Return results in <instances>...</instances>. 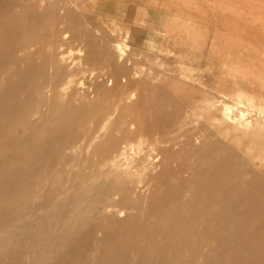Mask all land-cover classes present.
<instances>
[{
  "label": "rangeland",
  "instance_id": "1",
  "mask_svg": "<svg viewBox=\"0 0 264 264\" xmlns=\"http://www.w3.org/2000/svg\"><path fill=\"white\" fill-rule=\"evenodd\" d=\"M263 106L264 0H0V264H264Z\"/></svg>",
  "mask_w": 264,
  "mask_h": 264
},
{
  "label": "bare ground",
  "instance_id": "2",
  "mask_svg": "<svg viewBox=\"0 0 264 264\" xmlns=\"http://www.w3.org/2000/svg\"><path fill=\"white\" fill-rule=\"evenodd\" d=\"M28 42H29V41H28ZM119 46H120V45H119ZM115 48H116V47H115ZM119 49H120V48H119ZM120 51H121V50H120ZM120 53H121V52H120ZM121 54H123V53H121ZM10 55H11V53H10ZM118 55H119V53H118ZM60 57H61V56H60ZM119 57H121V55H119ZM119 57H118V58H119ZM62 58H63V56L61 57V59H62ZM61 61H62V60H61ZM59 62H60V61H59ZM57 63H58V62H57ZM57 63H56V64H57ZM61 64H62V63H61ZM65 64H66V63H65ZM63 66H64V64H63ZM111 76H112V75H111ZM113 76H114V75H113ZM122 78H123V77H122ZM105 79H106V78H105ZM112 79H113V78L111 77L110 79L108 78L107 80H105L106 83H107V85H111V83H112ZM154 79H155V78H154ZM118 80H119V79H118ZM124 80H125V79H124ZM105 81H104V82H105ZM104 82H103V83H104ZM124 82H125V81H124ZM67 83H69V80H68ZM67 83H66V84H67ZM125 83H126V82H125ZM49 84H50V83H49ZM66 84H64V85H66ZM47 85H48V83H47ZM50 85H51V84H50ZM62 85H63V82H62L61 86H62ZM46 87H47V86H46ZM46 87H45V88H46ZM50 87H51V86H50ZM54 87H55V86H54ZM63 87H64V86H63ZM63 87H62V88H63ZM51 88H53V87H51ZM51 88H50V89H51ZM55 88H56V87H55ZM43 89H44V88H43ZM63 89H64V88H63ZM48 90H49V89H48ZM43 91H46V90H43ZM52 91H53V90L51 89V92H52ZM237 91H238L239 93H240V92H243L241 89H238ZM56 92H57V91H56ZM41 93H42V92H41ZM45 93H47V92H44L43 94H45ZM53 93H55V92L53 91ZM43 94H42V96H43ZM47 94H48V93H47ZM47 94H46V95H47ZM46 97H47V96H46ZM46 97H45V98H46ZM250 98H251V97H250ZM45 100H46V99H45ZM39 105H40V104H39ZM42 105H43V104H42ZM196 107H197V106H196ZM263 107H264V106H263ZM37 108H38V107H37ZM37 112H38V111H37ZM35 113H36V112H35ZM131 125H132V124H131ZM131 125H130V126H131ZM100 128H101V127H100ZM96 131H97V130H96ZM216 131H217V130H216ZM130 137H131V136H130ZM195 138H196V137H195ZM131 139H132V138H131ZM133 140H134V139H133ZM156 141H157V140H156ZM125 142H126V141H125ZM126 144H130L129 141H127ZM71 145H72V144H71ZM131 145H132V144H131ZM215 146H216V145H215ZM150 147H151V145H150ZM219 148H220V147H219ZM224 148H225V147H224ZM125 149H126L125 146H124V147L122 146V148L119 149V151L121 152V150H125ZM100 150H101V149H100ZM104 150H105V148H104ZM217 150H219V149L217 148ZM220 150H221V149H220ZM102 151H103V150H102ZM153 151H155V150H153ZM114 152H115V153H114L113 155L115 156V158H117V157H118V155H117V151H114ZM123 152H124V151H123ZM156 152H157V151H156ZM102 153H103V152H102ZM102 153H101V154H102ZM120 154H121V153H120ZM146 154H148V153H146ZM151 154H152V153H151ZM158 154H159V153H158ZM104 155H105V154H104ZM153 156H155V155H153ZM153 156L148 155L147 158L152 159ZM231 156H232V155H231ZM102 157H104V156L102 155ZM112 158H113V157H112ZM229 158H230V157H229ZM154 159H155V157H154ZM157 159H158V158H157ZM156 161H158V160H156ZM153 162H154V161H153ZM207 164H208V163H207ZM42 181H43V180H42ZM131 183L133 184V182H131ZM131 183H130V184H131ZM135 184H136V183H135ZM139 185H140V184H139ZM41 186H42V184H41ZM129 186H130V185H129ZM135 187H136V186H135ZM141 187H142V186H141ZM129 189H131V187H130ZM132 191H133V190H132ZM102 204H104V203H102ZM107 204H108V203H107ZM109 204L112 205V203H109ZM105 205H106V203H105ZM105 205H104V206H105ZM98 206L101 207V206H103V205H98ZM107 206H108V205H107ZM107 206H106V207H107ZM193 207H194V206H193ZM102 208H103V207H102ZM104 208H105V207H104ZM113 208H114V207H113ZM100 210H101V209H100ZM194 210H197V208H196V209L194 208ZM103 211H104V210H103ZM182 212H183V211H182ZM192 213H193V212H192ZM186 216H187V215H186ZM188 216L190 217V215H188ZM186 220H187V219H186ZM79 240H80V239H79ZM185 243H186V242H185ZM185 245H186V244H185ZM174 247H175V246H174ZM184 247H185V246H184ZM176 248H177V246H176ZM175 257H177V256H175Z\"/></svg>",
  "mask_w": 264,
  "mask_h": 264
}]
</instances>
